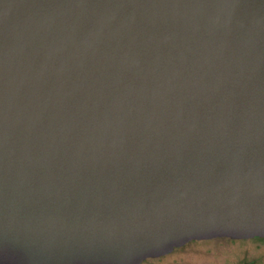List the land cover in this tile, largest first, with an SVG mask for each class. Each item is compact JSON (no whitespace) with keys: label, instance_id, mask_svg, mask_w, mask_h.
<instances>
[{"label":"water","instance_id":"water-1","mask_svg":"<svg viewBox=\"0 0 264 264\" xmlns=\"http://www.w3.org/2000/svg\"><path fill=\"white\" fill-rule=\"evenodd\" d=\"M264 239V0H0V264H141Z\"/></svg>","mask_w":264,"mask_h":264},{"label":"rangeland","instance_id":"rangeland-1","mask_svg":"<svg viewBox=\"0 0 264 264\" xmlns=\"http://www.w3.org/2000/svg\"><path fill=\"white\" fill-rule=\"evenodd\" d=\"M141 264H264V239L191 241L166 257Z\"/></svg>","mask_w":264,"mask_h":264},{"label":"flooded vegetation","instance_id":"flooded-vegetation-1","mask_svg":"<svg viewBox=\"0 0 264 264\" xmlns=\"http://www.w3.org/2000/svg\"><path fill=\"white\" fill-rule=\"evenodd\" d=\"M174 252H175V249H174L171 253H169V254H167V255H165V256H162V257L156 258V259H160V258L166 257V256H168V255H170V254H172V253H174Z\"/></svg>","mask_w":264,"mask_h":264}]
</instances>
